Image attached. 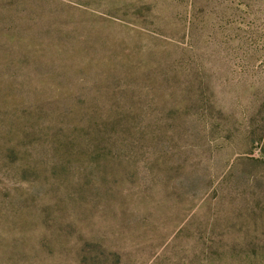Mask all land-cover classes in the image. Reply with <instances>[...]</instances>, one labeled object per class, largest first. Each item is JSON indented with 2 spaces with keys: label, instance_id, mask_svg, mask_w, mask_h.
<instances>
[{
  "label": "rangeland",
  "instance_id": "374dc122",
  "mask_svg": "<svg viewBox=\"0 0 264 264\" xmlns=\"http://www.w3.org/2000/svg\"><path fill=\"white\" fill-rule=\"evenodd\" d=\"M0 264H264V0H0Z\"/></svg>",
  "mask_w": 264,
  "mask_h": 264
}]
</instances>
